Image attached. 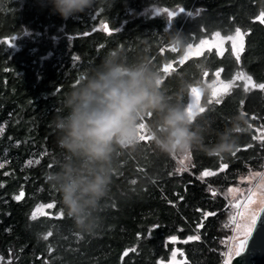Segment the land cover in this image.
I'll use <instances>...</instances> for the list:
<instances>
[{
    "label": "trees",
    "instance_id": "16d2710c",
    "mask_svg": "<svg viewBox=\"0 0 264 264\" xmlns=\"http://www.w3.org/2000/svg\"><path fill=\"white\" fill-rule=\"evenodd\" d=\"M237 29L244 37L239 59L228 46L222 54L212 49L183 59L189 45ZM174 32L187 37L182 49L168 42ZM117 47L146 54L169 92L177 72L202 85L240 72L264 84V0H98L67 20L48 0H0V264H222L239 206L227 192L264 171L258 87L246 91L247 82L236 81L211 100L205 91L204 111L194 117L210 125L211 144L228 118L245 115L247 131L231 154L193 151L183 160L159 154L147 139L137 154L118 153L93 236L77 234L45 180L59 157L52 121L64 114V93ZM38 206L47 207L45 214L34 215Z\"/></svg>",
    "mask_w": 264,
    "mask_h": 264
},
{
    "label": "clouds",
    "instance_id": "9594fccd",
    "mask_svg": "<svg viewBox=\"0 0 264 264\" xmlns=\"http://www.w3.org/2000/svg\"><path fill=\"white\" fill-rule=\"evenodd\" d=\"M48 2L53 13L67 20L92 10L98 0ZM168 42L182 49L187 37L169 33ZM196 68L206 70L203 65ZM175 76V89L169 92L161 71L146 54L130 56L125 48L117 47L81 73L64 93V114L52 121L59 157L45 180L58 193L62 211L81 238L95 235L101 227L118 153L137 154L147 139L156 152L166 156L197 151L221 157L235 151L239 135L247 131L246 116L236 114L214 132L213 143H206L213 130L195 123L193 110L189 111L192 90L203 92L204 86L185 79L183 73Z\"/></svg>",
    "mask_w": 264,
    "mask_h": 264
},
{
    "label": "rangeland",
    "instance_id": "374dc122",
    "mask_svg": "<svg viewBox=\"0 0 264 264\" xmlns=\"http://www.w3.org/2000/svg\"><path fill=\"white\" fill-rule=\"evenodd\" d=\"M152 15L158 14V10L151 9L148 11ZM147 12V13H148ZM235 36V35H234ZM231 36V37H234ZM202 41H206L207 43L202 45ZM200 42H198L195 45L192 46V50L189 51V46L186 48L183 59H187L190 57L194 56H200L205 51H209L212 49H215L219 54H222L226 51V46H228L233 53L234 56L237 57V47H240L241 41L237 39L235 41V46H234V41L232 39L223 38L221 36L217 37L216 35L204 39ZM244 41V37L242 35V42ZM7 45L13 46L15 43V38L8 39L5 41ZM242 48H243V43H242ZM242 50L239 51L238 55L240 56ZM241 72L237 73L231 81L225 82L220 79H216L212 82H206L204 86L203 92L200 91L199 88H197V93L193 94L192 96V103L194 104L193 107V116L195 117L197 114H199L201 111L200 109L202 108L201 102L204 97L205 91H206V96L208 100L217 98L218 96H222L225 92L229 90H225L223 88L224 84H230L231 86L234 84L236 81H245L246 79L239 78L241 76ZM244 75V74H243ZM244 77H246L244 75ZM215 93V95L213 94ZM183 160H186L187 155L182 156ZM229 199L232 203V206L235 207L238 203V209L239 211L236 210V223H243L244 220L242 217H246L247 214L249 213L250 210H256L257 214H259L260 210L262 209V206L260 204V201L264 199V171L261 173H251L247 177L241 178L239 180V184L236 187H231L230 190L227 192ZM46 206H38L34 210V215H42L45 214L46 212ZM236 223H234L232 234L230 238L228 239L227 245H226V251L224 254V259L223 263L225 262L226 259H228L227 253L229 252V249L232 251V258L231 260L236 257L235 256V251L237 248V243L243 239V236H238V233L236 231ZM229 261V264L231 262Z\"/></svg>",
    "mask_w": 264,
    "mask_h": 264
},
{
    "label": "snow or ice",
    "instance_id": "6c2138e0",
    "mask_svg": "<svg viewBox=\"0 0 264 264\" xmlns=\"http://www.w3.org/2000/svg\"><path fill=\"white\" fill-rule=\"evenodd\" d=\"M169 17H172L174 13H169ZM216 36L219 37V33H216ZM229 39H232L234 41V46H235V41L239 39L241 41L240 47H237V59H239V51L242 50V33L239 29L236 30L235 36L234 37H229ZM207 43L206 41H202V45ZM192 50V46L189 45V51ZM239 78L246 79V88L245 90L247 91V86H251L253 88H260L261 90H264V84H259L256 85L252 82L251 77H244L243 74ZM230 84H224L223 88L227 90L230 88ZM193 94L197 93V89H193ZM215 95V93H213ZM219 103V101H216ZM211 103V101H209ZM194 107V104H189V111L192 112ZM200 111H204L203 108L200 109ZM255 118V117H253ZM251 127V126H250ZM187 159H190L189 157H186ZM224 167H227V165H224ZM207 175V173H205ZM18 199V197H17ZM260 204L262 207H264V199L260 201ZM48 207H52V205H48ZM62 215V214H61ZM244 220L243 223H236V231L238 233V236H243L244 238L240 240L239 244L237 245L236 251H235V256H241V254L248 248L249 246V240L252 237V230L257 227V220H258V214L256 210H250L249 213L247 214L246 217H242ZM261 223H264V220L261 221ZM46 238V237H45ZM228 259L225 260L224 264H229V261L232 258V251L229 249V252L227 253Z\"/></svg>",
    "mask_w": 264,
    "mask_h": 264
},
{
    "label": "water",
    "instance_id": "95a60500",
    "mask_svg": "<svg viewBox=\"0 0 264 264\" xmlns=\"http://www.w3.org/2000/svg\"><path fill=\"white\" fill-rule=\"evenodd\" d=\"M262 220H264V207L258 214L257 227L252 230L248 248L241 256L234 257L230 264H264V223H261Z\"/></svg>",
    "mask_w": 264,
    "mask_h": 264
},
{
    "label": "built area",
    "instance_id": "2783aa9c",
    "mask_svg": "<svg viewBox=\"0 0 264 264\" xmlns=\"http://www.w3.org/2000/svg\"><path fill=\"white\" fill-rule=\"evenodd\" d=\"M144 141H146V139H145ZM144 141H143V142H144ZM222 263H223V261H222Z\"/></svg>",
    "mask_w": 264,
    "mask_h": 264
}]
</instances>
